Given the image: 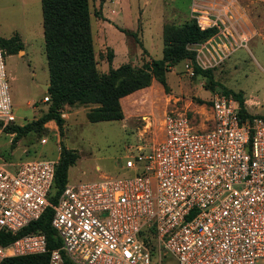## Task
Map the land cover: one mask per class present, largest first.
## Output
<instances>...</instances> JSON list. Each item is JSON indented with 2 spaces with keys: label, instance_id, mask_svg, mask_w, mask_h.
I'll return each mask as SVG.
<instances>
[{
  "label": "built area",
  "instance_id": "obj_1",
  "mask_svg": "<svg viewBox=\"0 0 264 264\" xmlns=\"http://www.w3.org/2000/svg\"><path fill=\"white\" fill-rule=\"evenodd\" d=\"M4 52L0 133L16 120ZM210 110L207 128L167 113L161 136L126 157L129 173L67 181L54 203L55 159L0 157V263L47 252V264H162L168 255L177 264H264V116L242 118L221 90ZM47 206L58 246L49 248L39 229L2 241Z\"/></svg>",
  "mask_w": 264,
  "mask_h": 264
},
{
  "label": "rangeland",
  "instance_id": "obj_2",
  "mask_svg": "<svg viewBox=\"0 0 264 264\" xmlns=\"http://www.w3.org/2000/svg\"><path fill=\"white\" fill-rule=\"evenodd\" d=\"M104 1L90 0L92 11L100 9L102 14ZM111 1L113 5L108 1L104 4V11L109 12V8L117 11L112 26L103 15H92L99 70L106 71L113 65L109 43L120 46L121 52L127 46V60L142 65L161 56L165 23L182 24L196 17L201 25L228 26L217 39L221 46L219 54L215 50L213 55L205 51L202 60L198 59L203 67L214 68L216 83H210L202 74L191 73L188 69V65L193 69L191 60L183 59L166 72V88L153 80L150 85L123 96L120 100L123 116L119 119L91 121L87 112L96 104L65 103L60 108L61 128L54 119H49L43 123L41 132L29 130L17 139L14 132L2 130L0 157L6 163L34 157L57 162L63 146L76 155L68 167L67 181L127 174L130 169L125 166L126 157L161 136L167 113H185L196 128L210 127V98L221 86L240 92L245 109L264 116V0H151L149 4L144 0H120V5ZM218 11L228 15L215 21ZM126 28L130 32L123 31ZM142 28L146 49L140 39ZM0 35H18L22 41L17 52H4L14 123L22 125L39 117L49 105L48 100H43L48 67L40 0H0ZM213 43L218 45L215 40ZM43 136L47 139L45 143L40 142ZM5 167L12 172L16 170V165ZM162 264L177 261L168 255Z\"/></svg>",
  "mask_w": 264,
  "mask_h": 264
},
{
  "label": "trees",
  "instance_id": "obj_3",
  "mask_svg": "<svg viewBox=\"0 0 264 264\" xmlns=\"http://www.w3.org/2000/svg\"><path fill=\"white\" fill-rule=\"evenodd\" d=\"M102 1V0H101ZM42 11V27L44 46L48 67V109L39 117L25 124L8 123L5 130L14 132V139L29 130L41 132L42 125L54 119L62 127L63 118L60 108L65 104H96L87 112L91 121L119 119L123 116L120 100L135 90L150 85L157 80L165 88L166 72L183 59H189L193 72L202 74L215 84L213 67H203L196 60V49L190 43H201L213 36L216 25L202 27L196 17H191L182 24L165 23L162 31L163 47L160 57H152L142 65H134L130 61L118 66L109 65L106 71L99 70L95 54L92 15H102L101 10L92 11L90 0H40ZM128 32L129 30L123 29ZM130 32V31H129ZM0 46L6 53H15L22 48L18 35L4 37L0 35ZM112 54V51H111ZM110 54V55H111ZM232 96L238 113L242 118L254 115L244 107V97L225 86L220 89ZM76 155L65 147L56 162L54 184L49 200L54 203L67 183V170ZM53 209L47 206L41 216L24 226L16 233H7L3 242L32 230H41L46 234L49 248L58 246L60 239L50 219ZM48 253H33L18 256H7L0 264H47Z\"/></svg>",
  "mask_w": 264,
  "mask_h": 264
},
{
  "label": "crops",
  "instance_id": "obj_4",
  "mask_svg": "<svg viewBox=\"0 0 264 264\" xmlns=\"http://www.w3.org/2000/svg\"><path fill=\"white\" fill-rule=\"evenodd\" d=\"M108 1V4L110 3L111 5H113L112 3V1L111 0H105L104 1V4L106 3ZM115 1V3H119V5H120V3H122L120 0H114ZM151 2V0H144V3L145 4H149ZM104 4H103V11H102V15L104 16V17H106V18H108L107 19V21H108V23H109V25H111L112 26V23H113V21H115L113 18L115 17V15H117V11H111L110 10V8H109V12H106V11H104V9H105V7H104ZM112 8H113V6H111ZM226 15H228L227 13L224 15L222 12H220V11H218V13H217V16L215 17V21H216V19H220V18H222L223 19V16H226ZM214 21V22H215ZM228 21H230V19H228ZM205 22H207V20H205ZM224 22H226L225 20H224ZM216 23V22H215ZM202 26H205V25H202ZM218 28H219V31L215 34V35H213V36H211L209 39H207L206 41H204L203 43H190L189 44V47L190 48H193V49H196V51H197V53H196V56H197V60L198 59H200L201 58V60H202V55H203V53L205 52V51H207V52H209V53H212V55H213V50H215L218 54H219V49L218 48H221V46L219 45V43L217 42L218 40V37L220 36V33L221 32H224V28L225 27H228L227 26V24L225 23V25H221V23L220 24H218ZM141 30V33H140V39H141V43H142V46H143V49H146L147 47H145L144 45H143V42H142V30H143V28L142 29H140ZM225 33V32H224ZM213 40H215L216 41V43L218 44V45H215L214 43H213ZM110 45H111V47H112V57H111V62H112V66H118L120 63H122V62H126V61H128L127 60V56H128V53H126V47H123V48H125V49H122V52H121V47L119 46V47H117L115 44H113V43H109ZM205 48H207V49H205ZM125 50V51H124ZM128 51V50H127ZM123 53H125V54H123ZM119 59L118 61V63L117 64H114V60L115 59Z\"/></svg>",
  "mask_w": 264,
  "mask_h": 264
},
{
  "label": "water",
  "instance_id": "obj_5",
  "mask_svg": "<svg viewBox=\"0 0 264 264\" xmlns=\"http://www.w3.org/2000/svg\"><path fill=\"white\" fill-rule=\"evenodd\" d=\"M45 85V88H46V90L48 89V85H49V83H46V84H44Z\"/></svg>",
  "mask_w": 264,
  "mask_h": 264
}]
</instances>
